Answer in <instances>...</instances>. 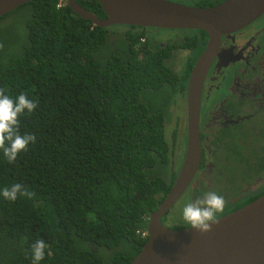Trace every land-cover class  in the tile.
I'll use <instances>...</instances> for the list:
<instances>
[{
    "label": "trees",
    "instance_id": "1",
    "mask_svg": "<svg viewBox=\"0 0 264 264\" xmlns=\"http://www.w3.org/2000/svg\"><path fill=\"white\" fill-rule=\"evenodd\" d=\"M76 2L106 17L96 0ZM200 32L195 56L207 38ZM146 37L140 26L93 25L62 0H31L0 17V88L38 102L20 118L36 143L14 163L0 149V192L20 183L34 193L0 194V264H33L40 239V264H105L100 248L111 251L108 264H129L142 249L137 230L177 174L163 135L168 105L156 113L146 88L173 79Z\"/></svg>",
    "mask_w": 264,
    "mask_h": 264
},
{
    "label": "flooded vegetation",
    "instance_id": "2",
    "mask_svg": "<svg viewBox=\"0 0 264 264\" xmlns=\"http://www.w3.org/2000/svg\"><path fill=\"white\" fill-rule=\"evenodd\" d=\"M172 1L210 7L223 0ZM145 29L148 34L144 44L153 52L162 49L161 62L155 64L158 69L167 70V77L170 72L169 77L173 79L165 86L158 85L157 81L146 88H152V104L148 106L155 105L156 113L163 114V105H168L165 111L169 120L164 123L163 135L171 150L170 165L175 166L178 173L187 139L188 77L206 47L208 35L202 30ZM151 30L177 32L157 39L150 36ZM200 31L207 38L201 52L195 56V49L190 45L192 38L204 36ZM188 68L184 87L180 78ZM198 116L200 163L174 205L182 197L189 203L205 192L216 191L227 201L224 210L217 213L219 218L264 195V12L241 29L221 36L202 84ZM173 206L162 216L161 223L171 229L189 227L164 223L163 218Z\"/></svg>",
    "mask_w": 264,
    "mask_h": 264
},
{
    "label": "water",
    "instance_id": "3",
    "mask_svg": "<svg viewBox=\"0 0 264 264\" xmlns=\"http://www.w3.org/2000/svg\"><path fill=\"white\" fill-rule=\"evenodd\" d=\"M31 0H0V17ZM93 25L140 26L158 29L202 30L208 35L203 52L187 83V139L185 153L171 188L147 220V240L129 264H264V195L221 216L212 231L191 227L171 229L161 223L190 183L201 158L199 104L202 84L223 34L237 31L264 12V0H223L195 7L172 0H96L106 17L83 8L76 0H62Z\"/></svg>",
    "mask_w": 264,
    "mask_h": 264
},
{
    "label": "clouds",
    "instance_id": "4",
    "mask_svg": "<svg viewBox=\"0 0 264 264\" xmlns=\"http://www.w3.org/2000/svg\"><path fill=\"white\" fill-rule=\"evenodd\" d=\"M3 47V45H0ZM38 102L30 99L26 93H21L15 98L7 95L4 88H0V149L7 160L16 162L21 152H26L30 145L37 141V137L32 133L20 131V118L29 115L36 110ZM2 196L15 201L19 196L31 198L34 193L24 189L20 183H15L10 187H5ZM227 201L224 196L216 191H208L202 197L187 203L182 209L183 220L192 229L200 233L212 231V225L218 223L217 213L224 210ZM47 244L43 239L32 244L33 264H40L45 257Z\"/></svg>",
    "mask_w": 264,
    "mask_h": 264
},
{
    "label": "rangeland",
    "instance_id": "5",
    "mask_svg": "<svg viewBox=\"0 0 264 264\" xmlns=\"http://www.w3.org/2000/svg\"><path fill=\"white\" fill-rule=\"evenodd\" d=\"M177 1H185L184 3L188 2V0H177ZM190 4H192V3H190ZM23 19H25V17ZM116 29H118V28H116ZM116 29H114V30H116ZM151 32H153V33H150V36L152 38L158 39V38H165V37L171 36L173 33H176L177 31L157 30L156 32H154L153 30H151ZM147 34H148V30H146V35ZM183 109H184V107H183ZM184 200H185V197L180 198L178 200V202L173 206L171 211L167 214V216H165L163 218V221L165 224L167 223V224H171V225L177 224V225H181V226H187L186 223L184 222L183 216H182V209L187 204V202ZM177 207H179V208H177ZM98 253L100 254V256L105 261V264H108V260H109V256L111 255V251L107 250L105 248H100L98 250Z\"/></svg>",
    "mask_w": 264,
    "mask_h": 264
},
{
    "label": "built area",
    "instance_id": "6",
    "mask_svg": "<svg viewBox=\"0 0 264 264\" xmlns=\"http://www.w3.org/2000/svg\"><path fill=\"white\" fill-rule=\"evenodd\" d=\"M140 40L143 41L144 39L141 38ZM137 233H138L142 238H146V237L148 236L146 229H139V230H137Z\"/></svg>",
    "mask_w": 264,
    "mask_h": 264
}]
</instances>
